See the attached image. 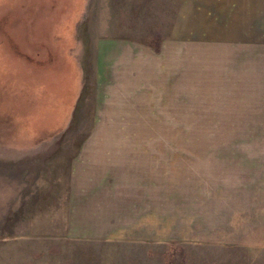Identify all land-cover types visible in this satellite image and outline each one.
Returning <instances> with one entry per match:
<instances>
[{"label":"rangeland","instance_id":"rangeland-1","mask_svg":"<svg viewBox=\"0 0 264 264\" xmlns=\"http://www.w3.org/2000/svg\"><path fill=\"white\" fill-rule=\"evenodd\" d=\"M261 10L0 0V264H264Z\"/></svg>","mask_w":264,"mask_h":264},{"label":"crops","instance_id":"crops-1","mask_svg":"<svg viewBox=\"0 0 264 264\" xmlns=\"http://www.w3.org/2000/svg\"><path fill=\"white\" fill-rule=\"evenodd\" d=\"M260 6L262 7V4H260ZM257 12V11H256ZM237 16V15H236ZM235 17V16H234ZM238 17H242L241 19L242 20H245V21H241V23L243 22V24H246V19L247 18H249V19H251L252 17H251V15H249L247 18H243V16H241V15H239L238 14ZM253 18H254V20H264V10L262 11H258V13H256V15H253ZM260 18V19H259ZM262 23V21L259 23V24H261ZM216 53H218V52H216ZM211 56H220L219 55V53L218 54H215L214 52H213V54L211 55ZM239 61V60H238ZM224 65V64H223ZM236 65H237V62H236ZM219 70V69H218ZM237 86V85H236ZM229 89H231V87H229V86H227V87H225V90H228V92H226V96H231V92H229ZM224 90V91H225ZM225 94V93H224ZM235 103V102H234ZM227 104H232V102L230 103L229 101H227ZM223 120H225V118H222ZM262 175H264V171H262ZM264 178V177H263ZM264 200V192L263 193H257V195H253V197L249 200V202L250 201H255V203H254V208H250L251 207V204L249 203V204H246L245 203V205H246V207H245V211L247 212V210L248 209H251V210H253V211H255V212H258V210H262V209H264L263 208V206L262 205H260L259 203H257V202H259V201H263ZM244 207H242V209H243ZM241 209V210H242ZM256 215H257V213H256ZM258 216H256V218L254 219V221L252 222V224H250V226H248L246 229H245V232H248V233H251V232H254V230L257 232V229L258 228H256V227H260V228H262V231L264 232V217H262V215L260 216V217H258ZM239 218L240 219H238V221H240V224H244V222H245V218H244V220H242L241 219V217L239 216ZM254 225V230L252 231V226ZM194 233H195V230H194ZM247 236L248 235H244V242H246V238H247Z\"/></svg>","mask_w":264,"mask_h":264}]
</instances>
